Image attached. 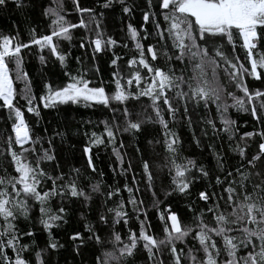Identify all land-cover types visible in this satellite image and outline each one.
<instances>
[{
    "label": "snow or ice",
    "instance_id": "6c2138e0",
    "mask_svg": "<svg viewBox=\"0 0 264 264\" xmlns=\"http://www.w3.org/2000/svg\"><path fill=\"white\" fill-rule=\"evenodd\" d=\"M12 2L21 6V0ZM71 2L74 11L81 15L78 23L66 19L62 0H56V7L45 8L42 12L51 20L48 34L37 35L35 29H30L31 38L26 43L19 40V33L0 34V109L7 110L5 123L11 122L10 129H6L5 151L0 153L7 162L0 164L3 170L0 175V264H53L51 256L64 245L54 238L52 230L68 223L66 202L82 201L87 206L94 197L99 199L101 196L104 200L99 205L96 224L84 223L87 235L73 229L68 236L76 256L90 244L93 246V264H137L138 256L143 257L144 264H264V89L250 90L245 82L249 76L264 82V0H146V10L141 15L144 24H152V32L143 26L140 32L132 24L127 26L138 56L126 61V79L122 75L124 68L117 65L120 57L111 60L114 67L111 83L115 85L111 94L106 92L103 81L95 86L93 80L85 78V72L72 75L67 71L64 72L68 78L66 84L54 86L45 82L44 93L39 97L32 94L30 87L21 93L27 112L36 117L40 116V105L54 109L57 105H88L92 102L107 108L111 102H116L112 111H120V117H114L111 124L103 122L104 130L100 135L84 133L86 143L82 153L91 173L97 171L91 154L94 146L115 145L118 133L134 135L146 122L162 127L164 149L169 157L164 165L168 169L167 182L161 180L159 192L155 190V174L148 160H143L141 165L146 189L153 197V208L161 204V195L166 201L187 196L200 179L209 181L207 187L198 192V199L206 207L195 213L194 226L182 223L171 203L166 204L163 212L158 211L164 225L162 238L152 233L144 201L133 194L127 183L124 190L129 194L128 200L120 199L114 207H108L107 202L119 196V187L102 189L101 181L89 182L85 187L80 168L70 167L67 173L63 172L56 162L54 138L49 137L45 147L44 137L33 134L25 113L14 103L16 91L9 65L15 64L17 79H27V73L21 70L22 49L32 45L40 50L48 49L63 68L67 53L59 51V41H70L73 29L84 28L94 33L95 38L90 39L87 46H92L95 53L116 45L117 41L111 36L103 37L94 9L81 6L80 0ZM8 3L9 0H0V8H6ZM119 3L124 14L133 11L125 0H119ZM112 4L113 0H104L102 7L107 9ZM85 14L87 21L83 18ZM150 36L156 38V43H149L145 48L140 41L148 40ZM238 44L244 52L243 60L237 54ZM80 47H86L83 38ZM161 58L164 64L152 63ZM39 59L42 65L47 64L45 56L41 55ZM77 62H80L79 58ZM141 70H144L143 75ZM98 72L99 69H95V73ZM133 84L135 91H129ZM235 90L243 95L238 96ZM139 97L151 101L154 118L132 119L129 107L119 108L129 99L138 100ZM229 99L231 104L227 102ZM211 105H215L223 125L219 131L224 133H232L236 124L228 117L230 108L249 113L257 124L262 125L259 130L246 131L240 137L241 141H246L258 136L259 142L251 154L246 143L243 147L237 144L234 150L240 163L231 170L225 168L224 157L216 153L219 172L208 170L192 159L177 162L180 139L169 129L164 113L175 118L179 112L191 126L190 106L208 109ZM144 115V112L136 113L137 117ZM120 119L124 121L122 128ZM206 123L217 130L213 120H206ZM56 135L63 137L62 133ZM196 142L199 146V141ZM122 148L123 142L119 145V149ZM119 149L113 146L112 152L122 165ZM136 151L140 152V149ZM129 170L131 163L122 168L120 174ZM99 175L102 177L103 173ZM132 182L137 183L135 177ZM56 199L59 204L53 210L50 204ZM126 203L132 205L133 214L139 221V232L129 229L125 238L113 230L104 237L102 233L109 225L121 221L128 224ZM187 207L194 211L191 204ZM33 212L38 215L33 217ZM206 215L210 223L205 221ZM81 219L84 220L83 213ZM20 220L28 221L30 227L21 230ZM33 229L47 233L48 240L43 247L33 248ZM189 236L191 244L186 241ZM25 239L33 243H25ZM98 250L102 251L95 255Z\"/></svg>",
    "mask_w": 264,
    "mask_h": 264
},
{
    "label": "trees",
    "instance_id": "16d2710c",
    "mask_svg": "<svg viewBox=\"0 0 264 264\" xmlns=\"http://www.w3.org/2000/svg\"><path fill=\"white\" fill-rule=\"evenodd\" d=\"M125 2L133 8V11L129 14L122 12L119 0H113L112 6L107 9L102 7L104 0H80L81 6L92 8L97 13L103 37L106 39L108 36H111L117 41L116 45L110 49H105L99 53L93 52V47L87 45L90 39L95 38L94 33L84 28L73 29L70 41H59V51L67 53L66 66L63 68L51 56L48 49L40 50L36 45L22 49L21 70L27 73V79H17L15 64L10 63L9 65L13 87L16 91L14 103L18 107H21V110L25 113V120L29 123L33 134L44 137L45 147H47V139L49 137L54 138L57 156L56 162L59 163L60 169L63 172L67 173L70 167L80 168L82 172L81 181L85 187L88 186L89 182L96 183L97 181L102 182V189H115L119 187L121 189L119 196H115L112 201H108V207H114L115 202H119L120 199H123L125 202L128 200L129 194L124 190V185L127 183L133 189V194L138 199L144 201V208L147 210L148 222L151 225L152 233L162 238L164 225L159 219L158 211L163 212L166 204L171 203L173 210L179 213L182 223L194 226L195 221L193 218L195 213L206 207L204 202L198 199V192L204 190L209 181L203 178L200 179L191 187L190 194L187 196H176L166 201L161 195L159 197L161 204L158 208H153V197L151 192L146 189V180L143 177L141 165L143 160H148L151 170L155 174V190L159 192L161 180L164 179L167 182L168 169L164 165L169 154L164 149V130L158 123L146 122L142 125L141 131L134 135L121 131L117 134L115 145H108L107 147L104 145L94 146L91 154L97 171L96 173H91L86 168V159L82 153V147L86 143L84 133L90 134L91 132H96L97 135H100L104 130L103 122L111 124L114 117H120V111H116L115 113L112 111V108L116 107V102H111V106L107 108L102 104L92 102H89L88 105L85 103L57 105L54 109H45L40 105V116L36 117L27 112L26 107H24L25 101L21 98V93L26 87H30L32 94L39 97L44 93L45 82H49L54 86L66 84L68 78L64 76L65 71L72 75H76L78 72H85V78L93 80V85L99 86L100 82L103 81L106 92L111 94L115 87L114 83H111L114 70L111 60L116 56L120 57L117 65L124 68L122 75L126 79L128 74L126 61L133 56H138L135 42L128 36L127 26L132 24L133 27L137 28L138 32H140L142 26L149 33L153 29L151 23L144 24L142 20L141 13L143 10H146V0H125ZM62 3L66 19L73 23H78L81 15L74 11L71 0H62ZM48 7H56V0H21V6L19 7L12 0H9L6 8H0V34L16 35L19 33V40L25 43L31 38L30 29H35L37 35L48 34L50 31L48 25L51 20L49 17L42 15L43 9ZM101 12L103 13L102 17L99 16ZM83 18L87 21L88 15L85 14ZM140 34L142 36L143 32ZM82 38L86 44L84 48L80 47ZM140 42L146 48L149 43L155 44L156 38L150 36L148 40H141ZM124 45H127V47H124ZM237 54L242 60L244 59V52L240 49L239 44L237 45ZM41 55L45 56L47 60L46 65L41 64L39 59ZM77 58L80 59L79 63L77 62ZM152 63L162 65L164 64V60L161 58L159 61ZM97 68L99 72L95 73V69ZM143 73L144 70H141L142 75ZM245 82L250 90L264 89V82L255 80L250 76L246 78ZM125 86L126 88L128 87L127 85ZM128 90L135 91V85L133 84ZM235 91L238 96L243 95L238 90ZM227 102L229 104L232 103L231 99ZM150 105L151 101L147 97H139L138 100L129 99L125 105H119V108L129 107L132 112V119H146L147 116H153L154 118ZM161 107L163 108V106ZM139 112H144L145 115L137 117L136 113ZM190 114L191 126H189L187 118L179 112L175 118L169 117L164 113L169 129L177 133L180 139L177 162H183L184 159H192L198 165L202 164L208 170L219 172L214 153L222 155L226 161L225 168L231 170L233 166L240 163V157L234 150L237 144L243 147L246 143L249 154L256 151L259 142L258 136H254L252 139L246 141L240 140L244 132L259 130L262 127V125L257 124L253 120L249 113L237 111L235 108L229 109L228 117L236 121L234 131L230 134L219 131L223 125L221 124L219 115L216 114L215 105H211L208 109L202 106L199 108L190 106ZM7 115V110L0 109V153L5 151L6 145L4 139L8 134L6 129H10L11 122L5 123ZM209 119L214 121L217 130H213L212 126L206 123V120ZM119 124L122 128L124 124L123 119L119 120ZM57 133H62L63 137L56 135ZM230 135L231 139H229ZM150 140L153 142L152 144L148 143ZM197 140L199 141V146H197ZM121 142H123L124 148L119 149ZM113 146L117 147L123 156L122 165L117 162L112 152ZM137 148L140 149V152L136 151ZM6 163L0 157V164ZM129 163H131V170L121 175L122 168L127 167ZM99 173H103V176L101 177ZM2 174L3 170L0 168V175ZM133 177L137 181L136 184L132 182ZM137 189H139L138 192ZM216 191H219V189H216ZM103 200L104 197L102 196L99 199L94 197L93 201L87 206L82 201L66 202V207L69 209L67 213L68 223L52 230L54 238L64 245V248L59 249L57 253L51 256L53 264L57 260L59 264H93V246L90 244L87 248L81 250L80 256H76L72 251L71 241L68 239V236L73 229H78L82 234L87 235L84 233V223L96 224L98 208ZM58 204L59 200L56 199L51 202L50 207L54 210ZM189 204L192 205L194 211L188 210L187 205ZM125 210L129 213L128 224L125 225L121 221V223L114 226L109 225L102 233L104 237L107 238L113 230L121 233L125 238L129 229L137 233L139 232V221L136 215L133 214L132 205L126 203ZM82 213L84 220L81 219ZM32 215L35 217L38 213L33 212ZM205 221L210 223L207 215L205 216ZM19 227L21 230H27L30 224L26 220H20ZM33 231L35 232L33 248H37V246L43 247L48 240L47 233L38 229H33ZM186 241L188 244H191V237L186 238ZM24 242L33 243L29 239H25ZM100 251L102 250L96 251L95 255H99ZM137 264H144L142 256L137 257Z\"/></svg>",
    "mask_w": 264,
    "mask_h": 264
}]
</instances>
